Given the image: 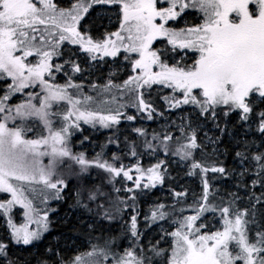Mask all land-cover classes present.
I'll list each match as a JSON object with an SVG mask.
<instances>
[{
  "label": "snow or ice",
  "instance_id": "1",
  "mask_svg": "<svg viewBox=\"0 0 264 264\" xmlns=\"http://www.w3.org/2000/svg\"><path fill=\"white\" fill-rule=\"evenodd\" d=\"M0 264H264V0H0Z\"/></svg>",
  "mask_w": 264,
  "mask_h": 264
},
{
  "label": "rangeland",
  "instance_id": "2",
  "mask_svg": "<svg viewBox=\"0 0 264 264\" xmlns=\"http://www.w3.org/2000/svg\"><path fill=\"white\" fill-rule=\"evenodd\" d=\"M86 134H88V133L86 132Z\"/></svg>",
  "mask_w": 264,
  "mask_h": 264
}]
</instances>
